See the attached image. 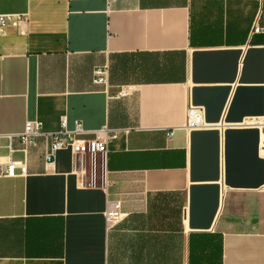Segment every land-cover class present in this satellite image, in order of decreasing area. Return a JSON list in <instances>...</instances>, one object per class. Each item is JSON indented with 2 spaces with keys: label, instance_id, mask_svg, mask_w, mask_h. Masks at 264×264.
I'll list each match as a JSON object with an SVG mask.
<instances>
[{
  "label": "crops",
  "instance_id": "1",
  "mask_svg": "<svg viewBox=\"0 0 264 264\" xmlns=\"http://www.w3.org/2000/svg\"><path fill=\"white\" fill-rule=\"evenodd\" d=\"M260 10L263 23L264 0H0V12L27 13L0 33V160L26 162L0 175V264H264V106L184 126L192 51L264 48L250 34ZM102 64L106 83H93ZM61 118L84 136L116 130L94 185L67 147L45 164L43 135L20 149L26 119L48 133ZM210 184L212 219L191 226V188ZM113 201L122 217L106 227Z\"/></svg>",
  "mask_w": 264,
  "mask_h": 264
},
{
  "label": "water",
  "instance_id": "2",
  "mask_svg": "<svg viewBox=\"0 0 264 264\" xmlns=\"http://www.w3.org/2000/svg\"><path fill=\"white\" fill-rule=\"evenodd\" d=\"M241 56V67L237 77ZM235 80L240 84L234 88L229 98L230 83ZM191 81L195 85L190 89V100L193 104L204 106L205 120L212 123L211 125L217 122H239L245 115H260L263 113L264 106L263 86L241 83L264 82V48L249 46L245 50L240 48L195 49L191 53ZM247 96L253 99L249 101ZM214 153L216 156L209 174L216 178L218 176L217 144ZM195 166L194 160L193 172H195ZM206 188L211 192L204 197ZM202 198H205L206 202H203ZM217 200V185L192 186L191 226L207 227L216 209Z\"/></svg>",
  "mask_w": 264,
  "mask_h": 264
},
{
  "label": "built area",
  "instance_id": "3",
  "mask_svg": "<svg viewBox=\"0 0 264 264\" xmlns=\"http://www.w3.org/2000/svg\"><path fill=\"white\" fill-rule=\"evenodd\" d=\"M261 10L256 14L252 23L250 34L263 33L264 22L260 23ZM26 12H0V33L7 27H19L26 21ZM91 81L93 83H106V65H96L92 70ZM124 89L118 91V95H122ZM212 123L205 120L204 106L201 104H193L189 101L186 109V117L184 126L187 129L208 127ZM88 132L81 125L79 120H74L72 127H67L65 118L59 120V126L51 132L41 130L39 122L33 119H26L23 123L22 130L15 133L14 136L20 144V149L24 152L25 147L34 144L37 137L43 135L48 138V143L42 153V159L45 164L52 163L54 153L57 149L67 147L71 154L77 155L79 159L78 172L80 175L87 173V185H94L98 172L102 175L104 170L106 140L116 136L115 129L100 127L90 131L91 136H84ZM173 129L167 131V135H171ZM10 138L12 134L7 133ZM10 149V147H9ZM86 165V170L84 169ZM15 169L19 173L26 171L25 158H16L8 160H0V175H13ZM85 170V171H84ZM104 222L106 227L114 225L122 217V212L118 208L116 201H113L104 211Z\"/></svg>",
  "mask_w": 264,
  "mask_h": 264
}]
</instances>
